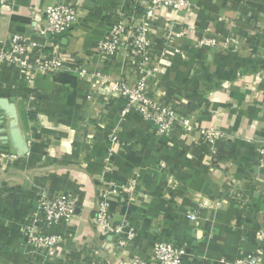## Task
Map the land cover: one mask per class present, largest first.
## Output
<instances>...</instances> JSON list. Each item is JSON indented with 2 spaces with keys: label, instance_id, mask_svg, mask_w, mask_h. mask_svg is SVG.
Segmentation results:
<instances>
[{
  "label": "crops",
  "instance_id": "obj_1",
  "mask_svg": "<svg viewBox=\"0 0 264 264\" xmlns=\"http://www.w3.org/2000/svg\"><path fill=\"white\" fill-rule=\"evenodd\" d=\"M57 1L78 11L49 48L63 57L61 70L28 87L0 60V96L15 97L29 147L23 156L0 158V264H126L147 258L159 240L183 251L182 264H231L264 251V172L257 166L264 143V0H190L189 9L162 7L154 15L146 13L149 0H12L0 8V48L14 33L39 40L36 29ZM117 7L145 26L149 63L158 68L150 93L187 118L188 127L159 134L136 115L120 117L126 97L99 85L135 81L126 54L100 58L94 51ZM168 22L175 32L190 31L164 44ZM203 36L216 44L198 45ZM202 129L223 137L205 141ZM103 178L137 182L133 192L109 197L113 219L137 231L124 248L96 234L91 222ZM41 191L74 201L75 214L58 224L44 221ZM201 199L223 204L207 208ZM28 225L60 241L29 246Z\"/></svg>",
  "mask_w": 264,
  "mask_h": 264
},
{
  "label": "built area",
  "instance_id": "obj_2",
  "mask_svg": "<svg viewBox=\"0 0 264 264\" xmlns=\"http://www.w3.org/2000/svg\"><path fill=\"white\" fill-rule=\"evenodd\" d=\"M12 0H0V8L7 6ZM191 6L190 0H149L145 4L146 13L154 15L158 8H169L175 11H183ZM131 10L126 11L123 7H117L115 11L114 24L97 41L95 54L100 58H110L122 52L128 59H132L135 67V81L128 84L119 78L106 80L99 85L110 91L122 94L126 102L119 113L120 117L129 114L136 115L143 121L149 123L159 134H169L174 127H188L189 120L179 115L174 109L159 102L150 93L151 79L156 77L157 65L149 63V50L151 42L145 35V26L137 24L130 17ZM45 24L36 29L39 40L27 41L19 34H12L7 45L0 48V60H5L13 65L18 74L25 80L28 87H33L35 81L42 76H54L63 67V57L55 54L49 48L53 47L65 31H67L78 18L77 9L66 1H57L46 9ZM180 32H175V24L168 22L163 30L164 44L175 40L177 34L186 36L190 28L181 27ZM216 39L213 36H203L198 45L213 46ZM224 44H229V39ZM96 77V75H94ZM103 79H99L101 81ZM29 100V97L27 98ZM27 100V101H28ZM205 141L212 142L222 138L223 135L214 129H202L198 131ZM257 166L264 172V143L257 148ZM14 159L16 156L8 155L0 151V158ZM106 173V172H105ZM101 187L95 196L94 208L91 222L96 234L101 237L110 236L113 242L121 248L127 247L136 237V228L124 220H114L109 210V197L113 193L121 191H134L136 180L129 178L125 183H116L110 179H102ZM38 210L44 221L49 224H58L70 219L75 214L76 205L74 201L46 191H41L37 198ZM219 201L212 204L202 203L200 206L214 208L222 205ZM193 218V214L187 215ZM29 246L50 247L60 241L55 235H42L35 232L33 225L26 228ZM49 255L53 251L49 250ZM183 251L176 245L159 240L152 244L150 254L147 258L130 257L126 264H182ZM264 251L257 249L248 253L231 264H262ZM122 264V263H121Z\"/></svg>",
  "mask_w": 264,
  "mask_h": 264
},
{
  "label": "water",
  "instance_id": "obj_3",
  "mask_svg": "<svg viewBox=\"0 0 264 264\" xmlns=\"http://www.w3.org/2000/svg\"><path fill=\"white\" fill-rule=\"evenodd\" d=\"M0 150L20 157L29 151L15 97L0 96Z\"/></svg>",
  "mask_w": 264,
  "mask_h": 264
}]
</instances>
